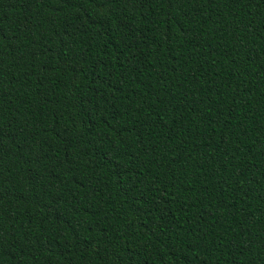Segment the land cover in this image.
Here are the masks:
<instances>
[{"label":"trees","instance_id":"trees-1","mask_svg":"<svg viewBox=\"0 0 264 264\" xmlns=\"http://www.w3.org/2000/svg\"><path fill=\"white\" fill-rule=\"evenodd\" d=\"M0 264H264V0H0Z\"/></svg>","mask_w":264,"mask_h":264}]
</instances>
